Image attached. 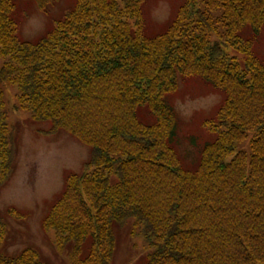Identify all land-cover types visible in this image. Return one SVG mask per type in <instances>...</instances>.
I'll return each mask as SVG.
<instances>
[{
	"label": "trees",
	"instance_id": "1",
	"mask_svg": "<svg viewBox=\"0 0 264 264\" xmlns=\"http://www.w3.org/2000/svg\"><path fill=\"white\" fill-rule=\"evenodd\" d=\"M46 14L59 0H33ZM148 0H73L23 41L16 4L0 0V85L44 135L89 149L41 227L69 264H114L117 236L140 235L143 264H264V0H184L149 33ZM179 78L222 95L202 128L213 137L186 166L173 143ZM0 89V187L12 140ZM0 229V235H1ZM0 264H48L39 251Z\"/></svg>",
	"mask_w": 264,
	"mask_h": 264
},
{
	"label": "rangeland",
	"instance_id": "2",
	"mask_svg": "<svg viewBox=\"0 0 264 264\" xmlns=\"http://www.w3.org/2000/svg\"><path fill=\"white\" fill-rule=\"evenodd\" d=\"M19 20L20 38L32 42L46 34L53 24L73 6V0H59L46 14L33 0H13ZM184 0H148L145 12L149 33L160 32ZM264 59V35L254 47ZM4 61L0 58V67ZM178 91L170 96L176 113L177 130L173 147L181 162L194 165L199 152L211 137L202 122L214 117L222 103V95L197 79L179 78ZM9 139L13 156L10 174L0 187V256L16 257L33 248L48 264H69L66 250L53 245L52 233H45L41 224L51 205L61 193L64 180L70 174H81L89 159V149L71 136L59 133L44 135L46 124H36L24 109L17 107V90L0 85ZM146 246L140 235L130 237L128 227L117 236L114 264H143Z\"/></svg>",
	"mask_w": 264,
	"mask_h": 264
}]
</instances>
